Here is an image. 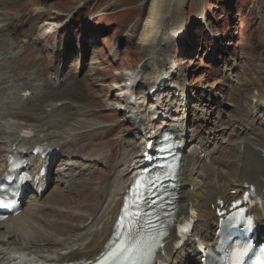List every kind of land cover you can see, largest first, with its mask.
Listing matches in <instances>:
<instances>
[{"label": "bare ground", "instance_id": "6f19581e", "mask_svg": "<svg viewBox=\"0 0 264 264\" xmlns=\"http://www.w3.org/2000/svg\"><path fill=\"white\" fill-rule=\"evenodd\" d=\"M185 4L186 0L148 2L137 40L140 48L147 47L148 53L125 81L132 84L139 76L144 78L146 73L142 68L145 62L152 67L151 80L146 93L131 102V111L124 113L120 120L126 128L116 138L121 141L125 133L133 137L122 141L120 160L113 167L115 174L111 182H107V188L101 183L93 185L90 180H76L75 176L89 175L91 163L110 156V151L114 150L111 145L114 141L107 140L111 145L110 151L104 147L95 149L99 144L96 142L98 138L87 140V136L102 134L106 138L120 123L106 124L86 118V115L92 116L95 110H83V105L73 97L60 104L61 100H46L47 95L55 93L47 92L36 76L31 75L27 82L29 87H23L20 76L0 72V93L3 92L0 94V175L5 170L7 156L22 152L35 169V174L42 167L46 169L45 176L21 198L23 205L20 213L0 221V245L21 252L52 254V258H41V263L88 264L101 257L118 233L123 207L130 199L133 176L143 166L144 158L140 155L154 147L157 134L165 128H171L185 143L176 181V217L186 216L192 209L197 212L194 229L182 247L176 248L174 233L168 231L163 252L171 258L170 264H200L195 239L206 237L212 240L218 223L216 213L226 210L230 202L243 192L255 191L264 195V131L231 130L223 136L219 133L220 129L215 131L208 126L205 111L201 117L206 119V124L202 126L209 140L201 160L204 164H194L197 144L189 133L192 128H187V109L191 102L189 81L179 72V62L170 63L168 49L169 44L181 34ZM36 11L42 13L43 10ZM60 24L54 20L47 21L37 29L40 35H44L54 32ZM4 25L3 18H0V28ZM16 47L13 45L6 54L0 52V63L7 61L13 66L19 55ZM144 83L145 80H138L130 88L121 84L116 90L123 89V95L129 102L133 89L141 88ZM149 89H159L160 99L142 106ZM27 90L31 93L25 97ZM257 93L253 98L252 90L247 95V103L253 112H264V91L258 90ZM111 97L107 96L102 102L106 110L117 114L122 111V106L117 97L112 94ZM41 100H44L42 116L25 112L37 110L39 106L32 103H41ZM26 105L30 107L23 110ZM73 107H78L76 114L57 115L58 111L60 114ZM137 114L140 120H136ZM27 117H34V122L23 120ZM24 132L28 134L21 136ZM83 135L86 138H81ZM37 144L48 151L45 157L31 154ZM13 145L15 149L12 150ZM210 145L213 147L209 148ZM80 150L84 151L80 160L85 164L78 172L74 169L77 163L71 162L57 169L53 191L41 200L51 183L52 164H60L62 158H66H60L64 153L67 157L77 158ZM40 188L43 191L38 196ZM253 212L257 216L259 230L264 234V213Z\"/></svg>", "mask_w": 264, "mask_h": 264}, {"label": "rangeland", "instance_id": "374dc122", "mask_svg": "<svg viewBox=\"0 0 264 264\" xmlns=\"http://www.w3.org/2000/svg\"><path fill=\"white\" fill-rule=\"evenodd\" d=\"M148 2L0 0V18L5 23L0 28V52L6 54L13 45L19 50L17 62L13 66L10 62H1L0 72L20 76L23 87H29L27 82L36 76L47 92L55 93V96L47 95L46 100L62 102L73 97L83 105V110H95L86 118L106 124L120 123L106 138L102 134L87 136V140L98 138L95 149L104 147L110 151L113 145L114 150L110 151V156L91 163L89 175L92 177L85 173L75 176L76 180H90L93 185L101 183L107 188V182H111L115 174L113 167L120 160L122 141L133 137L125 133L121 141L116 138L126 128L120 121L126 112L115 114L106 110L102 101L112 94L121 106L126 102L123 89H116L148 53L147 47L140 48L137 42ZM37 9H42V13ZM53 20L60 22V27L40 35L37 27ZM183 21L180 36L168 49L170 63L179 62V72L189 81L191 102L187 128L193 127V140L203 146L209 140L202 129L203 121L199 119L200 113L205 111V116L211 120H207L211 130L220 129L223 136L231 130L243 129L262 133L264 112H253L247 95L252 90L264 91V0H186ZM147 64H143L142 70L149 81L152 67ZM146 88L145 84L142 89ZM32 104L39 108L25 112L42 116L44 100ZM28 107L24 106L23 110ZM77 110L78 107H73L60 114L58 111L57 115L72 116ZM33 118L23 120L34 122ZM107 140L114 142L109 145ZM83 153L80 150L77 158L67 157L65 153L60 157L66 156L60 164L52 166L53 182L41 200L53 191L55 172L66 162L77 163L74 169L79 171L85 164L80 160Z\"/></svg>", "mask_w": 264, "mask_h": 264}, {"label": "snow or ice", "instance_id": "6c2138e0", "mask_svg": "<svg viewBox=\"0 0 264 264\" xmlns=\"http://www.w3.org/2000/svg\"><path fill=\"white\" fill-rule=\"evenodd\" d=\"M0 207H11V203L5 205L0 200ZM178 230L185 232L187 227L184 226ZM167 233V225H162L160 231L154 235H146L142 229L136 234L128 232L125 235L121 232L101 257L91 264H154V262L158 264L157 257L163 250ZM4 247L5 245H0V253H3ZM249 250L250 246L247 244L237 247L231 253L230 264H241ZM0 264H6V262L0 259ZM16 264H22V262L16 258ZM253 264H264V249L259 250V255L255 257Z\"/></svg>", "mask_w": 264, "mask_h": 264}, {"label": "clouds", "instance_id": "9594fccd", "mask_svg": "<svg viewBox=\"0 0 264 264\" xmlns=\"http://www.w3.org/2000/svg\"><path fill=\"white\" fill-rule=\"evenodd\" d=\"M257 91L256 90H253V98H255V96L257 95Z\"/></svg>", "mask_w": 264, "mask_h": 264}]
</instances>
